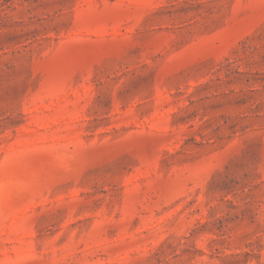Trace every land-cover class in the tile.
Returning a JSON list of instances; mask_svg holds the SVG:
<instances>
[{"label": "rangeland", "instance_id": "obj_1", "mask_svg": "<svg viewBox=\"0 0 264 264\" xmlns=\"http://www.w3.org/2000/svg\"><path fill=\"white\" fill-rule=\"evenodd\" d=\"M0 264H264V0H0Z\"/></svg>", "mask_w": 264, "mask_h": 264}]
</instances>
